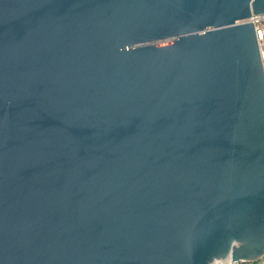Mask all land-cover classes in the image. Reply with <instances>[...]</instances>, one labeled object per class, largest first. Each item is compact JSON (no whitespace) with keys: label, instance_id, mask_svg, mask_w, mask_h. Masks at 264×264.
I'll return each mask as SVG.
<instances>
[{"label":"water","instance_id":"obj_1","mask_svg":"<svg viewBox=\"0 0 264 264\" xmlns=\"http://www.w3.org/2000/svg\"><path fill=\"white\" fill-rule=\"evenodd\" d=\"M252 14L264 0H0V264L261 258Z\"/></svg>","mask_w":264,"mask_h":264},{"label":"built area","instance_id":"obj_2","mask_svg":"<svg viewBox=\"0 0 264 264\" xmlns=\"http://www.w3.org/2000/svg\"><path fill=\"white\" fill-rule=\"evenodd\" d=\"M240 23H252L255 29V35L259 46L260 56L262 60V65L264 68V14L254 15ZM217 264H264V255L256 261L248 262V261H241V262H232L231 260L221 261Z\"/></svg>","mask_w":264,"mask_h":264},{"label":"rangeland","instance_id":"obj_3","mask_svg":"<svg viewBox=\"0 0 264 264\" xmlns=\"http://www.w3.org/2000/svg\"><path fill=\"white\" fill-rule=\"evenodd\" d=\"M164 42H166V41H159V42H155V44H161V43H164ZM149 43H138V44H136L135 46H134V48H136V49H139V48H141V47H145L146 45H148ZM151 44V43H150Z\"/></svg>","mask_w":264,"mask_h":264},{"label":"bare ground","instance_id":"obj_4","mask_svg":"<svg viewBox=\"0 0 264 264\" xmlns=\"http://www.w3.org/2000/svg\"><path fill=\"white\" fill-rule=\"evenodd\" d=\"M217 263H218V262H217ZM217 263H216V264H217Z\"/></svg>","mask_w":264,"mask_h":264}]
</instances>
